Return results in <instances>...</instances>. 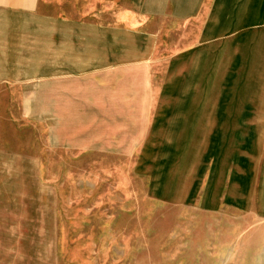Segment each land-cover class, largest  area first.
<instances>
[{"label": "rangeland", "instance_id": "rangeland-1", "mask_svg": "<svg viewBox=\"0 0 264 264\" xmlns=\"http://www.w3.org/2000/svg\"><path fill=\"white\" fill-rule=\"evenodd\" d=\"M121 22L0 79V264H264V0Z\"/></svg>", "mask_w": 264, "mask_h": 264}, {"label": "crops", "instance_id": "crops-1", "mask_svg": "<svg viewBox=\"0 0 264 264\" xmlns=\"http://www.w3.org/2000/svg\"><path fill=\"white\" fill-rule=\"evenodd\" d=\"M139 4L140 0H0V79L45 67L58 58L61 43L69 50L71 39H83L88 30H95L102 40L104 35L117 36L124 7Z\"/></svg>", "mask_w": 264, "mask_h": 264}]
</instances>
